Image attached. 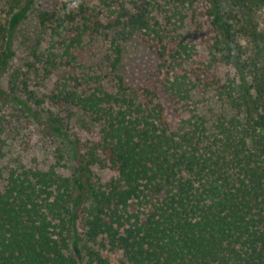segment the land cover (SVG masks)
<instances>
[{"label":"trees","instance_id":"trees-1","mask_svg":"<svg viewBox=\"0 0 264 264\" xmlns=\"http://www.w3.org/2000/svg\"><path fill=\"white\" fill-rule=\"evenodd\" d=\"M8 0L0 133L66 142L72 163L18 160L0 185V264H264V37L242 44L221 0ZM242 8L264 0H234ZM37 11L38 32L20 37ZM134 31L158 65L115 74ZM109 44L88 66L95 40ZM26 54L18 59L19 47ZM106 64L104 67L103 65ZM108 69V72L105 71ZM56 79L44 93L46 83ZM238 112L211 133L196 92ZM77 117L95 134L73 131ZM98 127V128H97ZM52 153V152H50ZM96 168L116 173L104 182Z\"/></svg>","mask_w":264,"mask_h":264},{"label":"rangeland","instance_id":"rangeland-1","mask_svg":"<svg viewBox=\"0 0 264 264\" xmlns=\"http://www.w3.org/2000/svg\"><path fill=\"white\" fill-rule=\"evenodd\" d=\"M7 1L0 0V26L5 24L9 17ZM221 5L223 12L229 18L230 22L235 25L242 44L249 46L251 43L250 32L254 26H258L262 37H264V6L254 5L250 8H242L234 0H221ZM51 6L52 0H39L37 3V9L49 8ZM37 32L38 16L37 11H35L22 27L20 37L27 36L33 38ZM24 47L22 45L19 47L18 59L26 54ZM108 53H110L108 42L103 39L95 40L93 47L88 51L86 64L98 70L100 69L98 65L103 63ZM157 65L158 58L144 41L142 32L134 31L124 44L123 59L118 70L109 75V78L104 81V84L108 90L116 92L118 90V81L115 79V74H119L124 77L127 85L137 89L156 70ZM103 66L105 67L106 64ZM107 72L108 69L105 73ZM55 81V78L48 81L42 92L48 93L53 89ZM194 99L197 103L199 113L206 119L211 133L216 131V125L221 117L238 115V112L227 101L221 100L213 90L196 92ZM72 127L73 131L77 132L82 138H89L95 134L94 129H92L93 127H86L79 117L72 121ZM25 136L28 140L29 137L26 133L17 138L0 133V185L5 184L7 172L16 165L15 163L18 160H22L28 165L32 164L35 160L46 165L55 163L57 159H55L53 152H55L57 147H60L65 155L62 164L72 163L70 149L66 142L64 143L59 140L54 145H43L44 143L39 141V137L34 136L30 145L27 147L23 143ZM96 171L104 182H107L116 175L115 172L108 169L96 168Z\"/></svg>","mask_w":264,"mask_h":264}]
</instances>
